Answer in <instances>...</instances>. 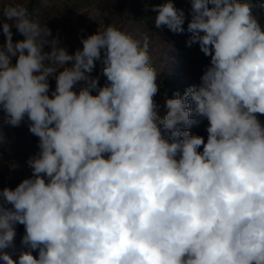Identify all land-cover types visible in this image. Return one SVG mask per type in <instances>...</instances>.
I'll use <instances>...</instances> for the list:
<instances>
[{
	"label": "clouds",
	"instance_id": "clouds-1",
	"mask_svg": "<svg viewBox=\"0 0 264 264\" xmlns=\"http://www.w3.org/2000/svg\"><path fill=\"white\" fill-rule=\"evenodd\" d=\"M27 4L0 0V108L39 138L31 176L0 190V261L264 264V3L191 0L186 43L210 65L163 105L147 36L101 24L69 54ZM153 11L156 29L185 31L172 0Z\"/></svg>",
	"mask_w": 264,
	"mask_h": 264
},
{
	"label": "rangeland",
	"instance_id": "rangeland-1",
	"mask_svg": "<svg viewBox=\"0 0 264 264\" xmlns=\"http://www.w3.org/2000/svg\"><path fill=\"white\" fill-rule=\"evenodd\" d=\"M167 2V0H165ZM4 3L11 0H3ZM15 2H24V0H15ZM30 0H28V8ZM117 0H97L91 2L89 0H41L42 9L39 14L31 17L34 21L41 23L47 22L48 27L52 30V36L60 40L61 46L65 47L69 54H73L77 49H82V38L97 33L100 25H114L117 28L127 31L132 36L141 42L145 36L149 41V53L152 57V63L158 73L159 92L155 97L157 103L163 105L164 98H171L174 92L179 91L181 94L188 86L198 85L205 69L210 65V57L205 56L199 48V44L187 46V40L190 33L187 32V27L183 34L177 33L176 42H173L168 34H165L155 26H140L127 14L122 13L117 5ZM264 3V0H260ZM187 3V2H186ZM177 7L176 5H174ZM259 22L264 28V14L257 13ZM184 33L188 35L184 36ZM24 37L13 29V41L22 40ZM4 42V37L0 34V43ZM186 50L187 57L183 60V68L178 69L177 75L168 78L171 86H166V81L160 76L159 66L154 57H175L178 60L177 53L179 50ZM45 50H50V46H45ZM156 55V56H155ZM15 62V58H13ZM71 62H69L70 66ZM178 68V66H176ZM103 65L101 62H96V67L91 74L93 77H99V86H104L107 78L102 73ZM50 91L55 89V79H50ZM83 82L76 86V91L82 86ZM166 88V89H165ZM96 94L95 91L92 93ZM161 114H165V109L161 107ZM194 114V113H193ZM200 120L199 124H194L189 127V131L193 135H200L207 140V119L196 117ZM259 119L264 122V115H260ZM6 114L0 108V121L4 127L9 128L10 135H5L0 141V190L4 187L15 188L21 180L28 178L32 174V170L27 164L28 159L35 155L38 151L39 138L31 134L27 123H22L18 127L11 126L5 123ZM26 145H29L27 147ZM24 147L27 151L24 152ZM202 150V148H201ZM15 241V249H9L13 253L15 260L22 248L21 238ZM35 254V252L33 253ZM0 264H3L0 261Z\"/></svg>",
	"mask_w": 264,
	"mask_h": 264
},
{
	"label": "trees",
	"instance_id": "trees-1",
	"mask_svg": "<svg viewBox=\"0 0 264 264\" xmlns=\"http://www.w3.org/2000/svg\"><path fill=\"white\" fill-rule=\"evenodd\" d=\"M91 2H95L97 0H89ZM117 5L122 13H127L137 24L140 26H155L154 20L157 13L153 11V6L165 3V0H117ZM187 2V3H186ZM255 3L256 0H253ZM29 13L30 16L33 17L34 15L39 14L40 10L42 9L41 0H30L29 2ZM172 3L176 5L177 9H182L185 14V23L183 27H187L188 22L191 20V0H172ZM257 13H260V10H256ZM165 34H168L169 37L176 42L177 33H172L166 27L160 29ZM183 34V33H181ZM188 35V33H184V36ZM179 50L177 53L180 55L178 56V60L175 57H161L157 56L154 57L155 61L159 66V73L162 78L166 81V86L169 87L171 84L168 81V78H172L178 73L179 68H183V60L187 57L186 50ZM156 56V55H155ZM178 66V68L176 67ZM166 89V88H165ZM173 98V94L170 95ZM194 116V114H193ZM191 133V132H190ZM5 135H10V130L7 127H4L0 121V141H3V137ZM1 143V142H0ZM29 147V145H26ZM27 151V148L24 147V152ZM22 181V180H21ZM17 235L15 237V241H19V236H23L25 234V228L23 225L18 224L16 226ZM35 254L38 255L37 252Z\"/></svg>",
	"mask_w": 264,
	"mask_h": 264
}]
</instances>
